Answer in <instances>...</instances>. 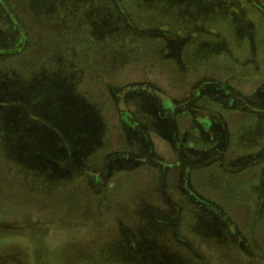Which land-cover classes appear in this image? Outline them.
<instances>
[{
	"label": "rangeland",
	"instance_id": "1",
	"mask_svg": "<svg viewBox=\"0 0 264 264\" xmlns=\"http://www.w3.org/2000/svg\"><path fill=\"white\" fill-rule=\"evenodd\" d=\"M0 264H264V0H0Z\"/></svg>",
	"mask_w": 264,
	"mask_h": 264
}]
</instances>
